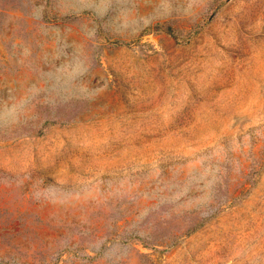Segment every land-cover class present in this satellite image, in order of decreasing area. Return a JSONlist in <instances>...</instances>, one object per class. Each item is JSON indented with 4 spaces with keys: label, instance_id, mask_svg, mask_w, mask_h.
Returning <instances> with one entry per match:
<instances>
[{
    "label": "rangeland",
    "instance_id": "obj_1",
    "mask_svg": "<svg viewBox=\"0 0 264 264\" xmlns=\"http://www.w3.org/2000/svg\"><path fill=\"white\" fill-rule=\"evenodd\" d=\"M0 264H264V0H0Z\"/></svg>",
    "mask_w": 264,
    "mask_h": 264
}]
</instances>
